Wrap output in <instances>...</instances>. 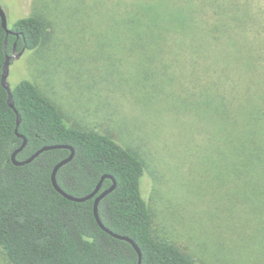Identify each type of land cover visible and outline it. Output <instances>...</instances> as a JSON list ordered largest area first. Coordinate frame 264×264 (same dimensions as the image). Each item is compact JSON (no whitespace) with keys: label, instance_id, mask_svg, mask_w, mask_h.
Listing matches in <instances>:
<instances>
[{"label":"rangeland","instance_id":"374dc122","mask_svg":"<svg viewBox=\"0 0 264 264\" xmlns=\"http://www.w3.org/2000/svg\"><path fill=\"white\" fill-rule=\"evenodd\" d=\"M155 1L0 0L8 28L32 14L47 25L39 48L12 60L8 82L29 79L70 128L104 134L142 162L154 238L196 264H264V207L232 198L214 163L216 122L190 106L199 86L243 91L250 81L264 89V0H163L198 5L189 15L209 24L228 20L229 51L249 52L256 66L244 72L240 59L222 74L213 53L226 47L221 28L204 58L185 46L139 47L128 39L123 21L133 5ZM0 264H11L1 250Z\"/></svg>","mask_w":264,"mask_h":264},{"label":"trees","instance_id":"16d2710c","mask_svg":"<svg viewBox=\"0 0 264 264\" xmlns=\"http://www.w3.org/2000/svg\"><path fill=\"white\" fill-rule=\"evenodd\" d=\"M133 6L128 20L123 22L132 30L128 39L139 47L180 45L204 58L221 28L226 38H219L225 40L226 47L213 51L218 74L231 67L228 62L240 59H244V72L256 66L249 52L229 51V36L224 28L228 20L220 25L221 19L209 24L189 15L200 10L198 5L189 2L183 8L171 7L159 0ZM46 26L42 17L32 14L18 19L9 28L13 34L6 35L0 19V250L11 264H136L138 255L133 247L103 231L93 213L94 198L112 185L111 178H102L108 175L116 187L99 202V219L108 230L137 245L140 264H196L173 244L153 237L141 190L142 162L104 134L70 128L57 107L27 78L11 86L14 108L21 119L16 127V114L8 106L7 92L1 85L2 68L14 44L15 52L38 49ZM146 53L147 58H152L156 52ZM251 84L248 81L243 91L199 86L197 99L190 106L216 122L212 133L219 163H214L231 182L230 193L236 196L232 198L240 203L246 199L247 207H264V89ZM17 134L27 140L16 155L17 161L29 158L44 146H70L74 156L58 170V186L81 197L101 183L96 195L77 203L53 188V167L68 157V149L45 151L32 162L15 166L11 156L22 143Z\"/></svg>","mask_w":264,"mask_h":264},{"label":"water","instance_id":"95a60500","mask_svg":"<svg viewBox=\"0 0 264 264\" xmlns=\"http://www.w3.org/2000/svg\"><path fill=\"white\" fill-rule=\"evenodd\" d=\"M0 19H1L2 28L5 30L6 35L13 34L9 30V28L7 27L6 16H5V13H4V11L2 10L1 7H0ZM5 46H6V43H5ZM15 51H16V46L14 44L12 54L11 55H6L5 63H4L3 68H2L1 85L5 89V91L7 92V104H8V106L16 114V127H18L21 119H20L19 114L17 113V111H15V108H14L12 94H11V86H10V84L8 82V75H9V67H10L11 59L18 58L25 51V49H23L22 51L18 52L17 54H15ZM17 135H18V137H20L22 139V143H21L20 147L18 149H16L13 152L12 156H11V161H12V163L15 166H23V165H26V164L32 162L42 152H45V151L55 150V149H68L70 151L68 157H66L65 159H62L61 161H59L58 163H56L54 165V167H53V170H52V173H51V183H52L53 188L61 196H63L67 200L73 201V202H77V203H81V202H85L87 200H90V199H92L96 195V193L98 192V190L100 188V184L101 183H99L97 185V187L95 188V190L93 192H91L88 195L81 196V197H77V196L70 195V194L64 192L63 190H61L60 187L58 186L57 181H56V174H57L58 170L62 166H64L67 163H69L72 160L73 156H74V150L70 146H68V145H50V146H44L41 149L37 150L35 153H33L29 158H27V159H25L23 161H17L16 160L17 153H19L25 147V145L27 143V140H26V138L24 136H22L20 134H17ZM105 177H109V178L112 179V185H111V187H109L108 189L104 190L102 193H100L97 197L94 198V201H93V213H94L96 222L98 223V225L100 226V228L103 231H105L106 233L110 234L111 236H113L116 239L124 240V241L128 242L133 247V249L136 251V253L138 255V261H137L136 264H140L141 263V252H140L139 248L137 247V245L130 238H128L126 236H120V235L114 234L113 232H111L110 230H108L106 227L103 226V224L101 223V221L99 219V215H98V205H99V202L105 196H107L109 193H111L115 189V187H116V182H115V180L112 177H110L108 175H105L102 178H105Z\"/></svg>","mask_w":264,"mask_h":264}]
</instances>
